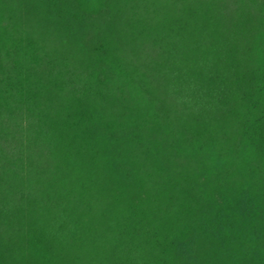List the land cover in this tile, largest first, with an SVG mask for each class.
Wrapping results in <instances>:
<instances>
[{"label":"trees","instance_id":"trees-1","mask_svg":"<svg viewBox=\"0 0 264 264\" xmlns=\"http://www.w3.org/2000/svg\"><path fill=\"white\" fill-rule=\"evenodd\" d=\"M0 264H264V0H0Z\"/></svg>","mask_w":264,"mask_h":264}]
</instances>
